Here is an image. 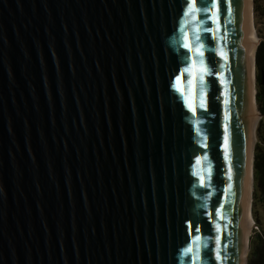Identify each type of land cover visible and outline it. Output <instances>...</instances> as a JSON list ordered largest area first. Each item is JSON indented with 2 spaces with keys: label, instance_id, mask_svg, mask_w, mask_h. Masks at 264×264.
<instances>
[{
  "label": "water",
  "instance_id": "water-1",
  "mask_svg": "<svg viewBox=\"0 0 264 264\" xmlns=\"http://www.w3.org/2000/svg\"><path fill=\"white\" fill-rule=\"evenodd\" d=\"M230 6L193 93L186 0H0V264L247 263L254 2Z\"/></svg>",
  "mask_w": 264,
  "mask_h": 264
},
{
  "label": "snow or ice",
  "instance_id": "snow-or-ice-1",
  "mask_svg": "<svg viewBox=\"0 0 264 264\" xmlns=\"http://www.w3.org/2000/svg\"><path fill=\"white\" fill-rule=\"evenodd\" d=\"M211 5V7H209ZM224 7V11L228 16H231V6H230V0H186V11H184L183 15L185 17H188V21H186L184 24L181 25V32L184 36V43L182 44V47L186 49V51L189 53L188 60L191 62L190 68H185L184 72L187 73V76L190 78L192 87H193V93L195 92L196 82L199 81L200 85L203 86L204 84V76L210 74V69L208 67L204 66V62L202 59L199 60V63L197 62L196 58H202L204 56L203 48L204 44L201 43V31L208 32L212 34V38L214 40H218L219 37L217 33L220 31V24H219V15H220V7ZM203 13L206 14L210 20V22L215 25V29L213 28H203L201 29V21L197 19V14ZM191 23L194 25L192 28V35L189 36V33L186 31V28L188 24ZM211 50V49H210ZM216 56H219L220 60H227L226 55L223 53V51H217L215 53ZM223 64L220 65L221 68H223ZM215 68L214 58L212 62V70ZM179 79V78H178ZM216 79L220 80L223 79L222 74H217ZM181 95H184L183 92H181ZM187 103V101H186ZM189 111H193L192 104H188ZM227 160V157H226ZM228 179L231 180V174L229 172ZM203 186V182L202 185ZM215 217L216 219H222V211L220 208L215 209ZM196 231H199L197 228ZM217 231V243H220V232L221 228L219 225L216 226ZM197 240L200 238L197 237ZM188 253H193L194 250L192 248H189L186 250ZM199 258V257H198ZM221 256L218 253L216 255V260L220 261Z\"/></svg>",
  "mask_w": 264,
  "mask_h": 264
},
{
  "label": "trees",
  "instance_id": "trees-1",
  "mask_svg": "<svg viewBox=\"0 0 264 264\" xmlns=\"http://www.w3.org/2000/svg\"><path fill=\"white\" fill-rule=\"evenodd\" d=\"M254 16L257 20L264 19V0H253ZM261 41L256 53V76L258 82L257 102L262 119L258 128L259 143L255 149L254 180L256 193L253 199V217L256 230L252 239V254L248 264H264V87L261 77L264 75V31L260 33Z\"/></svg>",
  "mask_w": 264,
  "mask_h": 264
},
{
  "label": "bare ground",
  "instance_id": "bare-ground-1",
  "mask_svg": "<svg viewBox=\"0 0 264 264\" xmlns=\"http://www.w3.org/2000/svg\"><path fill=\"white\" fill-rule=\"evenodd\" d=\"M251 7V6H250ZM251 9V8H250ZM259 37L258 33L255 30L251 31V40H250V59H251V69H250V82H249V110H250V118H249V126H250V166L253 159V147L257 143V129L258 124L260 122V114H259V106L258 102L256 101V82H255V74H256V65L254 64L255 58V50L258 46ZM258 85V83H257ZM254 144V145H253ZM248 203H247V221L248 224L251 226L245 241L244 246V253L243 256L248 258L250 253V236H251V229L255 223L254 218L251 212L252 201L254 198V173L252 171V167H250V172L248 174ZM247 260V259H246Z\"/></svg>",
  "mask_w": 264,
  "mask_h": 264
},
{
  "label": "rangeland",
  "instance_id": "rangeland-1",
  "mask_svg": "<svg viewBox=\"0 0 264 264\" xmlns=\"http://www.w3.org/2000/svg\"><path fill=\"white\" fill-rule=\"evenodd\" d=\"M254 27H255V30L257 31V33H258V37H259V41H261V37H260V33H262L263 31H264V19L263 20H257L256 18H255V16H254ZM257 90H258V85H257ZM260 121H261V119H260ZM259 124H260V122H259ZM259 124H258V128H259ZM259 136H258V129H257V143H259ZM257 143L255 144V147H254V150L256 149V146H257ZM254 145V144H253ZM255 152V151H254ZM255 193H256V188H255V180H254V195H255ZM254 199V198H253ZM253 201H252V208H251V212L253 211V208H254V205H253ZM252 216H253V212H252ZM254 218V217H253ZM255 221V220H254ZM256 230V222H255V224L253 225V227H252V229H251V236H250V253H249V256H248V258L246 257H244L245 259H247V263L246 264H248L249 263V261H250V256H251V254H252V239H253V237H254V231Z\"/></svg>",
  "mask_w": 264,
  "mask_h": 264
}]
</instances>
